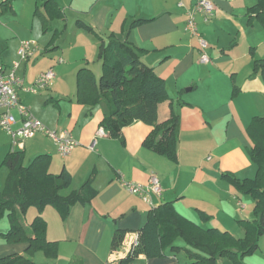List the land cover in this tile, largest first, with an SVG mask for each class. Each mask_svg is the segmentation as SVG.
Segmentation results:
<instances>
[{
  "label": "crops",
  "instance_id": "crops-1",
  "mask_svg": "<svg viewBox=\"0 0 264 264\" xmlns=\"http://www.w3.org/2000/svg\"><path fill=\"white\" fill-rule=\"evenodd\" d=\"M21 1L26 5V0ZM181 1L184 7L179 6ZM214 1L217 10L210 22L198 15L199 29L209 44L206 51L210 61L206 63L199 61L202 51L198 37L185 30L186 12L195 0H57L66 18L50 21L48 29L40 22V33L42 28L47 32L38 40L18 32L8 37L11 44L4 54L7 65L20 61L22 40L34 39L39 46L38 52L21 61L17 70L23 79V86L18 89L21 101L46 126L68 130L78 142L69 155L62 156L55 141L37 133L24 141V163L48 153L52 156L51 172L67 168L72 173L71 189H78L91 177L97 191L90 204H74L66 219L52 206L42 211L28 209L26 222L41 214L47 220V238L58 243L56 259L50 260L40 251L35 254L36 264H69L73 260H82L83 264H119L130 252L133 235L145 223L150 209L169 201L204 228L216 227L236 237L244 236L238 221L255 217V201L250 195L239 193L222 178V173L242 179L256 175L257 166L248 154L252 142L247 127L254 116H264V80L252 76L254 60L264 57V28L249 14V8L258 0ZM15 6L13 14H6L8 22L14 24L21 19ZM78 20L93 26L104 39L114 35L142 50L144 63L165 79L169 97L158 105V123L167 122L173 109L179 115L177 161L143 145L153 127L140 120L125 126L120 136H99L94 144L103 111L100 106L77 101V73L85 67L100 77L101 40L78 27ZM137 20L142 21L133 24ZM0 26L7 28L2 23ZM55 30L60 36L52 42ZM48 70L54 72L50 85L37 93L29 91L40 74ZM12 150L11 135L0 127V189L9 173L2 161ZM152 174L158 176L162 186L160 194H152V204L124 185L148 184ZM200 211L210 218L202 219ZM1 221L0 236L10 227L7 217ZM118 228L125 230L126 235L122 247L112 250V238ZM27 246L24 242H7L0 246V257L22 254ZM187 261L184 252L167 249L162 257L140 254L132 264ZM243 261L264 264V235L260 249Z\"/></svg>",
  "mask_w": 264,
  "mask_h": 264
},
{
  "label": "trees",
  "instance_id": "trees-1",
  "mask_svg": "<svg viewBox=\"0 0 264 264\" xmlns=\"http://www.w3.org/2000/svg\"><path fill=\"white\" fill-rule=\"evenodd\" d=\"M43 2L44 29H48L51 20L66 18L57 0ZM9 7H12V0L1 3L0 14ZM39 9L37 6L36 13ZM249 14L251 17L254 15L264 28V0H258L250 7ZM76 24L101 40L98 57L102 61L99 78L90 68L79 69L77 101L102 108L101 127L110 136H120L122 129L136 120L152 126L153 130L143 145L177 161L179 115L173 109L167 122L158 123V105L169 97L165 79L144 63L140 54L142 50L130 42L114 35L104 39L93 26L82 20ZM58 35L55 30L51 41L54 42ZM255 75L264 80V57L254 60L252 76ZM236 92L237 88H234ZM247 133L252 142L248 154L257 166L255 177L241 180L230 173H222V178L239 193L251 195L255 201V217L238 221L244 236L236 237L216 227L204 228L178 211L173 202H164L150 209L145 223L137 232L138 245L121 258L119 264H132L140 254L148 258L162 257L167 249L172 253L184 252L188 258L184 264H218L221 258H228L234 264H245L243 259L260 249V239L264 235V116H254ZM24 160V151L14 149L2 161V166L7 167L9 173L4 188L0 189V220L7 217L10 222L9 229L2 234L9 243L24 242L28 246L22 254L0 257V264H36L35 254L40 251L48 259H56L58 243L47 238V220L38 214L27 223L28 209L34 207L42 211L52 206L62 219H66L74 204H90L97 194L91 177L78 189H71L72 173L67 168L59 173L51 172L52 156L48 153L38 154L27 165ZM68 189L71 190L64 194ZM199 213L204 220L210 218L205 212ZM125 235V230H115L112 250L122 247ZM179 238L184 240L183 244L177 242ZM69 264H83V261L73 260Z\"/></svg>",
  "mask_w": 264,
  "mask_h": 264
},
{
  "label": "built area",
  "instance_id": "built-area-1",
  "mask_svg": "<svg viewBox=\"0 0 264 264\" xmlns=\"http://www.w3.org/2000/svg\"><path fill=\"white\" fill-rule=\"evenodd\" d=\"M7 0H0V4ZM179 6L184 7L181 1ZM216 4L214 0H195L194 5L187 9V19L185 30L198 37L199 46L202 51L199 61L206 63L210 61L207 53L209 46L207 40L199 29L198 15L202 16L204 22H210L216 14ZM39 50V46L34 39L21 41L18 55L20 61L12 64H5L0 61V127L5 129L12 137L14 149L22 150L24 141L33 137L37 133H43L50 137L57 144L58 151L62 156L69 155L78 142L68 130L51 129L42 120L35 117L27 104L21 101L18 89L23 86V79L17 74L21 61H27ZM54 78V72L48 70L36 79L35 83L28 88L29 91L37 93L38 89L50 85ZM17 114L19 117H17ZM108 133L101 127L97 130L94 144L99 136H106ZM127 189L135 194H139L145 201L152 204V194H160L162 186L156 174H152L148 184L135 182H124ZM138 245V233L133 235L131 249Z\"/></svg>",
  "mask_w": 264,
  "mask_h": 264
},
{
  "label": "rangeland",
  "instance_id": "rangeland-1",
  "mask_svg": "<svg viewBox=\"0 0 264 264\" xmlns=\"http://www.w3.org/2000/svg\"><path fill=\"white\" fill-rule=\"evenodd\" d=\"M16 0H12V7H14V5H16L15 7H17L19 14H20V23H13L11 20L8 22V14H13V9L12 7H9L8 10H6L5 12L0 14V23L4 24V26H6L7 28L4 29L2 26H0V52L2 51L3 53L0 54V61L7 64L6 61V55L5 52L7 51V47L8 45L11 44V42L9 41L8 37L15 35V32H18L22 35H24L25 37L28 38H34L36 40L39 39V36L43 35V32H47L44 31V29L42 28L43 32L40 33V22L41 24L44 25V17L42 16V12H43V0H26V5L23 4V1H19L16 4H14ZM30 2H33V4H31ZM29 3L31 5H29ZM36 4L39 6V10L36 13ZM55 20V19H54ZM7 21V22H6ZM53 20H51L52 22ZM50 25V24H48ZM60 36V34H59ZM6 48V49H5ZM39 90V89H38ZM254 163V162H253ZM255 164V163H254ZM235 176V175H234ZM238 179H241L238 176H235ZM244 196H246L247 194H243ZM251 196V195H250ZM252 197V196H251ZM253 198V197H252ZM27 219L29 218L28 215L26 217ZM33 220V219H32ZM0 222H2L0 220ZM239 225V224H238ZM239 229L241 231H243V229L241 228V226L239 225ZM0 246H4V244H6L8 241L3 237L0 236ZM178 243L179 244H183L184 240L182 238L178 239ZM225 262H232L234 264V262L228 258H221L218 261V264H224L223 261Z\"/></svg>",
  "mask_w": 264,
  "mask_h": 264
}]
</instances>
